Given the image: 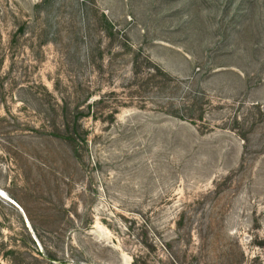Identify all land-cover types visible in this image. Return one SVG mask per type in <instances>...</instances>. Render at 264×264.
<instances>
[{
    "label": "rangeland",
    "instance_id": "374dc122",
    "mask_svg": "<svg viewBox=\"0 0 264 264\" xmlns=\"http://www.w3.org/2000/svg\"><path fill=\"white\" fill-rule=\"evenodd\" d=\"M0 192V264H264V0H0Z\"/></svg>",
    "mask_w": 264,
    "mask_h": 264
},
{
    "label": "trees",
    "instance_id": "16d2710c",
    "mask_svg": "<svg viewBox=\"0 0 264 264\" xmlns=\"http://www.w3.org/2000/svg\"><path fill=\"white\" fill-rule=\"evenodd\" d=\"M54 128L56 130V132H58L59 134H63V136L60 138L61 140H63L67 145H75L76 144V137L75 134L73 133V130L71 129L70 124H64L62 126V130L61 128H57L54 125ZM26 142L24 140H22L20 143H18V147L17 150H20L21 152H23V150L21 148H23V146H25Z\"/></svg>",
    "mask_w": 264,
    "mask_h": 264
},
{
    "label": "water",
    "instance_id": "95a60500",
    "mask_svg": "<svg viewBox=\"0 0 264 264\" xmlns=\"http://www.w3.org/2000/svg\"><path fill=\"white\" fill-rule=\"evenodd\" d=\"M0 196L2 197V198H4L1 194H0ZM14 206H16L17 208H19L14 202H11Z\"/></svg>",
    "mask_w": 264,
    "mask_h": 264
},
{
    "label": "bare ground",
    "instance_id": "6f19581e",
    "mask_svg": "<svg viewBox=\"0 0 264 264\" xmlns=\"http://www.w3.org/2000/svg\"><path fill=\"white\" fill-rule=\"evenodd\" d=\"M0 193H1L2 195H4L3 192H0ZM0 197H1V196H0ZM1 198H2V197H1Z\"/></svg>",
    "mask_w": 264,
    "mask_h": 264
}]
</instances>
